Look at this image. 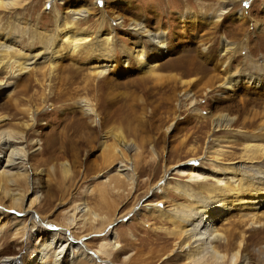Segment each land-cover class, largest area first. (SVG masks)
<instances>
[{"label": "rangeland", "instance_id": "rangeland-1", "mask_svg": "<svg viewBox=\"0 0 264 264\" xmlns=\"http://www.w3.org/2000/svg\"><path fill=\"white\" fill-rule=\"evenodd\" d=\"M229 3L9 0L0 5V34L14 36L11 45L21 56L50 52L49 56L52 49L60 54L54 60L38 59L11 78L0 68V80L10 81L9 90L0 96V129L23 137L16 144L27 152L29 180L18 187L28 193L26 205L38 195L32 202L36 226L44 228L38 222L43 220L69 228L93 255L88 261L81 255L73 260L64 257L60 264H192L169 251L173 239L170 245L164 239L156 241L158 231L167 238L171 225L145 203L158 202L160 208L191 204L174 188L189 184L195 189V184L175 172L183 167L175 165L192 158L191 165L200 163L220 173L227 163L240 161L248 133L258 132L264 122V89L232 82V88L220 92L230 74L240 80L258 74L255 81L264 86V0ZM81 7L90 14L72 19L71 9ZM241 10L243 16L236 17ZM131 22L149 32H163L166 47L160 49L130 30ZM72 30L91 41L70 52L61 39ZM226 43L230 48L223 52ZM139 46L143 61L157 64L151 73L144 72L134 57L133 48ZM101 58L110 60L112 67L101 75L91 72L95 63L104 62ZM218 114L232 121L213 130L211 119ZM117 134L134 147L123 154L139 164L127 169L134 174L131 186L117 176L120 156L113 150L117 145L122 148ZM258 159L264 168V157ZM162 177L169 184L165 194L155 187ZM213 180L206 183L213 185ZM116 181L120 188L113 191ZM0 204L5 212L0 217V254L16 255L19 264H35L44 229L32 232L29 217L19 212L21 208L9 207L1 193ZM83 204L90 208L88 214H81ZM242 220L232 211L216 221L234 246H220L227 253L222 264H264V226L248 227ZM241 233L247 250L239 245ZM113 242L123 250L115 254L110 249ZM237 248L236 259L230 262ZM52 261L44 256L39 264Z\"/></svg>", "mask_w": 264, "mask_h": 264}, {"label": "bare ground", "instance_id": "bare-ground-1", "mask_svg": "<svg viewBox=\"0 0 264 264\" xmlns=\"http://www.w3.org/2000/svg\"><path fill=\"white\" fill-rule=\"evenodd\" d=\"M222 2L226 4V6L230 5V0H222ZM5 4H9V0H0V5ZM227 12L228 11H223L222 13ZM222 13L215 14L213 16L215 17V20L219 19V15ZM243 13L244 12L242 10L237 11L236 17L243 16ZM70 14L72 15V19H79L87 17L90 14V10L86 7L75 8L71 9ZM130 26V30H135L136 33L146 36L149 38L150 42L156 44L160 49H164L166 47V44H164L165 38L163 32H149V29H145V26L136 22H131ZM13 41V35L0 34V68L2 67L5 69V71L8 73L7 77L10 78L13 75H20L21 73L26 72V70L30 68L29 66L35 63L38 59L51 58L54 60L56 51L58 50L52 49L49 56L48 54L50 52L48 54L39 52L30 55L28 54L29 56L24 57L20 55L19 51L13 48L11 45ZM89 41H91L89 36L82 35L81 33H77L73 30L71 32H65L64 38L61 39L62 43H66L65 45L68 46L70 52L80 48L79 45L81 44H87ZM224 47L225 48L223 52H226L230 48L227 46V43L224 44ZM133 53L144 72L151 73L157 65L156 62L154 60L149 62L143 61V50L141 46L134 47ZM100 60H103L104 62L99 61L98 63H95L91 70V72L99 75L106 73L109 71V67H112L111 64L107 63L110 62V60L107 58H101ZM53 64L51 65L54 66L55 64ZM227 72H229V70H227ZM257 75L253 73L251 77L246 78L248 80H240L238 77L232 78L234 74H230L228 77H226V81L221 84L222 89L220 92L224 94L226 90L232 88V82H247L250 85L253 84V88L260 87L264 89V86H262L261 83L255 81ZM9 86L10 81L0 80V96L7 93ZM88 110L91 109L88 108ZM231 121L232 119L227 118L224 114H218L217 116L213 117V119H211L213 130L229 126ZM258 126H260V128L258 127V132H255L254 130L253 133H248V137L246 138L247 140H244L246 142L243 146V154L240 155V161L227 163L228 166H226L220 173H216V171H209L205 169L200 163L199 165L195 166L191 165L189 161L194 160L192 158L175 165V167H179L181 165L183 166L176 169L175 172H178V174L181 175H186L188 177L187 182L195 184V189H191L189 184L178 185L174 188V191L177 192V195L179 194L180 196H186L192 202L191 204L182 203L169 208H160V203L158 202H156V204L145 203V207H147L148 210H151V212H153L155 215L157 214V217L160 218V220L171 225V228L165 232V235H167L168 239L158 231L156 235V241L158 239H164V241L170 245L171 243L168 241L169 239H173L172 242L174 244L172 249L169 251L177 253L175 258L181 259V261L184 263L222 264V261L224 260L225 256H227V253L222 251L220 246L225 245V249L231 247L233 248L234 246L233 242L230 241L228 237L223 236L224 234L222 231L216 226V221L223 218L225 214H228L232 211L239 212L243 219L242 221L245 222L248 227L264 226V168L262 163H259L258 161V157H264V143L259 141L260 139H264V131L259 132V130L264 128V122ZM16 133L14 134V132L11 130L0 129V193L9 199V207L21 208L22 210L19 212H22L25 214L24 216L29 217L31 220L32 232L37 229L38 231L44 229L43 241L39 244L40 249L36 253L38 257L34 260L35 264H39L44 256L52 257L53 264H60L62 258L64 257L65 259L68 257L70 260H73L74 256L78 255L83 256L85 259H87V261L88 259L90 260L93 255L87 251L84 243H79L78 239L75 240V238L69 232V228H59L43 220H39L38 222L44 225V228L40 229V226H36L37 222L34 220L35 216L33 214V203H36L38 195H36L35 199L30 200L26 205L28 193H25L22 191L21 187H18V185H20V183L24 180H29V171L25 161L27 158V152L25 148L22 147V145L16 144L17 141H20L17 138L19 136L22 137V135H18V133ZM116 138L118 140L117 142L119 146L121 145L120 147H122L119 148L117 145L114 147V153L112 151L114 156H120L118 159L119 165L116 168L118 171L117 176L121 177L124 182H126V184L131 186L134 183V174H130L127 169H135L139 166V164L137 162H135V164L131 162V159L125 156L123 153H125V150H132L134 147L132 143L130 144L125 141V137H122V135L117 134ZM201 158V156L197 157V159ZM206 179H214V184L211 185L206 183ZM155 183V187L160 189L164 194L165 190L167 192L169 189V184L166 183V180L163 177L161 180H158ZM13 184L16 185V187H8L9 185ZM111 185H113V191L119 190L120 188V186L117 184V181L115 184L113 183ZM164 194L163 196L165 197ZM1 206L2 205L0 204V217L3 213H5L2 209L3 206ZM8 209L12 210L11 208ZM79 210H81V214H88V212H90V208L85 204L80 206ZM90 215L93 220L98 216V214L95 213H90ZM216 215L221 216L216 217ZM243 233H241L239 245L242 244L241 246L243 249L247 250L248 247L243 241ZM221 238L222 241H220ZM103 247L106 246L103 245ZM110 249L114 250L116 254L117 252L119 253L123 250V245H121L119 242H113L111 243ZM238 251L239 250L237 248L236 251L231 253L229 256L230 260L228 259L230 262L236 259ZM243 257L244 259L247 257V254L244 252ZM0 264L19 263L17 261L16 255L8 256L0 254Z\"/></svg>", "mask_w": 264, "mask_h": 264}]
</instances>
